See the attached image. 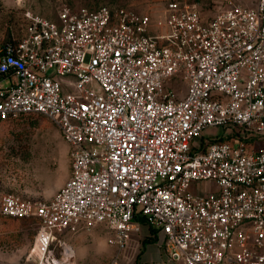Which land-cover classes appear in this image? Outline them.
<instances>
[{
  "label": "built area",
  "instance_id": "obj_1",
  "mask_svg": "<svg viewBox=\"0 0 264 264\" xmlns=\"http://www.w3.org/2000/svg\"><path fill=\"white\" fill-rule=\"evenodd\" d=\"M26 16L23 38L0 40V124L46 116L72 159L49 201L1 198V216L37 225L34 264H74L58 233L98 224L124 249L139 218L178 263L264 264V0L209 20L190 0L154 20L123 6ZM211 126L239 134L206 141Z\"/></svg>",
  "mask_w": 264,
  "mask_h": 264
},
{
  "label": "rangeland",
  "instance_id": "obj_2",
  "mask_svg": "<svg viewBox=\"0 0 264 264\" xmlns=\"http://www.w3.org/2000/svg\"><path fill=\"white\" fill-rule=\"evenodd\" d=\"M168 1L0 0V40L13 36L18 38L23 34L26 27L25 17L28 20L27 12L54 18L63 5L89 9L123 6L140 13H147L154 20L163 14ZM190 1L197 3L203 12L206 8L217 9L215 7L217 2L211 0ZM236 2L248 5L255 3L247 0H236ZM213 17L214 14L209 18ZM183 83L186 85V82ZM228 133L229 130L222 127L211 126L203 131L202 136L209 141ZM71 168V147L64 139L59 126L50 118L29 115L0 125V202L7 193L33 201H49L68 180ZM197 187L204 192L217 188L209 181L201 182ZM144 223H141L140 230ZM37 229V225L33 222L5 219L0 215V264H33L37 259L36 254L31 255ZM58 235L70 243L80 240L88 247L102 241L107 243L111 233L104 224H98L90 231L76 234L63 232ZM101 257L103 258L104 254H101ZM87 263L112 264L113 262L107 263V259L102 263L79 261L77 255L74 258V264Z\"/></svg>",
  "mask_w": 264,
  "mask_h": 264
},
{
  "label": "crops",
  "instance_id": "obj_3",
  "mask_svg": "<svg viewBox=\"0 0 264 264\" xmlns=\"http://www.w3.org/2000/svg\"><path fill=\"white\" fill-rule=\"evenodd\" d=\"M211 1L217 2L215 5V7H217L216 10L206 8V11L203 12L200 9L206 20L211 19L209 17L213 14L215 16L228 2V0ZM248 1L250 3L255 2V0H247V2ZM139 220L141 223H144L142 218H139ZM149 237H152L154 240H148ZM161 241V233L144 223L139 232H134L132 234L127 247L124 249H119L114 245H110L108 240L107 243L102 241L88 247L80 240L73 241V243L67 242L74 248L75 256L77 255L79 261L87 260L92 263H102L107 259V263L110 261L117 264H181L169 259L161 246ZM101 254H104L103 258Z\"/></svg>",
  "mask_w": 264,
  "mask_h": 264
},
{
  "label": "trees",
  "instance_id": "obj_4",
  "mask_svg": "<svg viewBox=\"0 0 264 264\" xmlns=\"http://www.w3.org/2000/svg\"><path fill=\"white\" fill-rule=\"evenodd\" d=\"M25 20H26L25 24H26V27H27L28 20L26 19V17H25ZM26 27L24 28V30H26ZM24 35H25V31H23V34L20 37H18V38L13 36V37H10V38L5 39L3 41L7 42V41H13V40L21 39V38L24 37ZM238 134H239L238 131H235L233 134H229L228 136H224V137L222 136L220 139H216V140L213 139L212 142L218 141V140H229L231 136L238 135ZM246 140H247V142H253V139H246ZM2 217H4V216H2ZM4 218L5 219H10V220H22V221L33 222V220H29V219H19V218H11V217H4ZM148 240H154V239L152 237H149Z\"/></svg>",
  "mask_w": 264,
  "mask_h": 264
}]
</instances>
